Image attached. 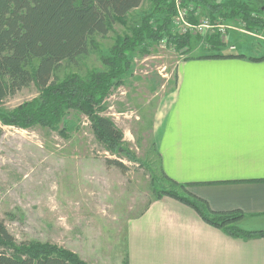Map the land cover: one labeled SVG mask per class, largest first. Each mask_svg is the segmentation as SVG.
<instances>
[{"label": "rangeland", "instance_id": "1", "mask_svg": "<svg viewBox=\"0 0 264 264\" xmlns=\"http://www.w3.org/2000/svg\"><path fill=\"white\" fill-rule=\"evenodd\" d=\"M188 1L190 13L179 23L175 16L172 27L192 34L189 51L175 49L166 39L149 40L132 53L131 69L104 100L102 113L123 129L124 148L135 154L134 159L126 150L106 149L79 110H69L57 128L22 129L0 120V221L18 241L62 245L92 264H124L128 259V223L172 186L162 172L153 129L164 95L175 86L180 62L195 54L234 51L233 45L235 51L245 47L252 53L255 47L264 51L263 28L248 27L236 17L213 18L207 5ZM243 1L262 7L264 19V0ZM151 9L152 0H143L129 12L127 24L116 22L107 35H97L88 53L64 61L55 76L72 72L87 76L107 69L103 57L110 54L117 34L130 33ZM207 19L215 26H200ZM212 36L225 43L217 51L207 42ZM39 93L32 83L9 95L4 108L12 109ZM108 159H119L128 169L123 171Z\"/></svg>", "mask_w": 264, "mask_h": 264}, {"label": "crops", "instance_id": "2", "mask_svg": "<svg viewBox=\"0 0 264 264\" xmlns=\"http://www.w3.org/2000/svg\"><path fill=\"white\" fill-rule=\"evenodd\" d=\"M255 48L180 62L153 133L170 178L216 211L242 212V229L264 231V51ZM127 250L129 264H264V235H229L164 195L130 220Z\"/></svg>", "mask_w": 264, "mask_h": 264}, {"label": "trees", "instance_id": "3", "mask_svg": "<svg viewBox=\"0 0 264 264\" xmlns=\"http://www.w3.org/2000/svg\"><path fill=\"white\" fill-rule=\"evenodd\" d=\"M215 18H238L248 27L264 29L262 7H253L243 0H197ZM143 0H0V120L22 129L36 126L57 128L69 110L82 111L89 118L97 139L111 152L126 150L129 159L135 154L124 148L123 129L103 114L104 100L114 86L123 82L131 69V55L149 40H168L175 49L189 51L192 34L173 31L176 8L173 0H152V9L130 33L117 34L110 54L104 55L107 69L92 71L87 76L72 72L63 78L55 76L60 65L89 52L97 35L105 36L114 24H127L129 12ZM189 2L184 0V3ZM218 17V16H217ZM209 37L212 50L225 43L220 36ZM213 38V39H211ZM203 57L233 56L222 53L203 54ZM236 56H242L240 54ZM263 59L261 57H256ZM34 83L40 90L37 97L6 110L4 100ZM109 164L127 165L119 159ZM164 177L172 184L157 195H169L195 209L207 223L237 237L264 235V231L242 229L238 224L243 213L216 211L209 203L193 194L188 184ZM128 257V255H127ZM124 264H129L125 258ZM0 264H92L65 246L38 240L18 241L6 224L0 221Z\"/></svg>", "mask_w": 264, "mask_h": 264}, {"label": "built area", "instance_id": "4", "mask_svg": "<svg viewBox=\"0 0 264 264\" xmlns=\"http://www.w3.org/2000/svg\"><path fill=\"white\" fill-rule=\"evenodd\" d=\"M175 3V7H176V17L178 23L182 22V19H184V15H188L190 13V5L188 6V3H184V0H173ZM174 19V20H175ZM205 25L206 27H210V26H215L213 23L210 22L209 19L206 20L205 24H201L200 26ZM231 48H236L234 45L231 46Z\"/></svg>", "mask_w": 264, "mask_h": 264}]
</instances>
